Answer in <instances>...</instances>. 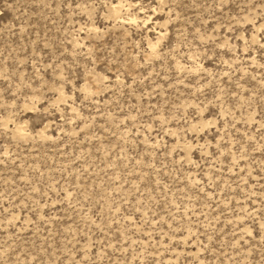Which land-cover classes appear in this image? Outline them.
Returning <instances> with one entry per match:
<instances>
[{"label": "rangeland", "instance_id": "obj_1", "mask_svg": "<svg viewBox=\"0 0 264 264\" xmlns=\"http://www.w3.org/2000/svg\"><path fill=\"white\" fill-rule=\"evenodd\" d=\"M0 264H264V0H0Z\"/></svg>", "mask_w": 264, "mask_h": 264}]
</instances>
